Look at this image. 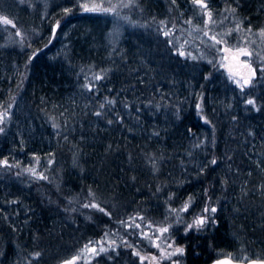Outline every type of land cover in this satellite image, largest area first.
<instances>
[{
	"label": "trees",
	"instance_id": "obj_1",
	"mask_svg": "<svg viewBox=\"0 0 264 264\" xmlns=\"http://www.w3.org/2000/svg\"><path fill=\"white\" fill-rule=\"evenodd\" d=\"M204 2L0 0V264L107 239L88 264H169L160 227L183 264L264 259V50L244 86L219 61L223 17L264 32V0Z\"/></svg>",
	"mask_w": 264,
	"mask_h": 264
},
{
	"label": "rangeland",
	"instance_id": "obj_2",
	"mask_svg": "<svg viewBox=\"0 0 264 264\" xmlns=\"http://www.w3.org/2000/svg\"><path fill=\"white\" fill-rule=\"evenodd\" d=\"M35 2V3H34ZM38 2L41 8V14H46V5L50 4L51 0H18L19 6L25 7H34ZM80 4L84 8V11L88 13H100V14H116L121 16L123 13V9L134 3V0H79ZM233 15L228 17L225 15L223 17V22L226 21L225 32L229 34V38L226 39L222 43L221 54L219 56L220 66L227 75L228 79L234 81L236 85L242 86L243 80L248 79L253 75H251L250 68L251 64H249V56L239 55V50L244 49L250 53L259 52L264 50V36L261 33L249 32L248 29H240L239 24L236 21H233ZM56 26V25H54ZM55 30H53V35L55 34ZM233 30V31H232ZM234 33L231 35L230 33ZM226 33V35H227ZM191 48L193 50V46L187 45V48ZM254 50V51H253ZM187 205V208L185 206ZM189 204H184L180 209L182 213L188 210ZM163 228L160 227L157 231L158 241L160 242L158 248L162 251V254L165 255L164 260H170L169 264H183L182 261L184 257V248L183 247H174L170 245L168 242L163 241V236L161 231ZM146 233V231H143ZM150 238V237H149ZM111 240L107 239L103 242H98L94 245L87 246L84 248L81 253L77 256L79 259L75 261V264H88L93 261L98 255H101L109 249L111 246ZM95 248L96 252L92 253L88 251V249ZM113 248V247H111ZM183 249V253H176V249ZM100 249H104V251H100ZM173 253H175L173 255Z\"/></svg>",
	"mask_w": 264,
	"mask_h": 264
},
{
	"label": "snow or ice",
	"instance_id": "obj_3",
	"mask_svg": "<svg viewBox=\"0 0 264 264\" xmlns=\"http://www.w3.org/2000/svg\"><path fill=\"white\" fill-rule=\"evenodd\" d=\"M194 2H195L196 4H198V5H200L202 8H205V9L207 8V4L204 2V0H194ZM207 15H208L209 20H210V19H211V13L209 12V13H207ZM4 23H5V24H10L11 21L5 19V20H4ZM13 26H14V25H13ZM165 34L167 35V33H165ZM261 35L264 36V32H261ZM213 39H215V38L213 37ZM217 42L219 43V41H217ZM251 54H252V53H250V52H248V51H246V50H244V49H240V50H239V55L250 56ZM181 55H183V53H181ZM250 72H251V75H253V76L255 75L254 70H252L251 68H250ZM96 79H101V77L97 76ZM250 82H251V77H249L248 79H244V80H243V85H242V86H244V85H248ZM248 104H254V101H253V100H249V101H248ZM97 115H99V113H97ZM3 119H4L3 115H0V122H3ZM0 131H2V129H0ZM5 163H6V162H5ZM212 163L215 164L216 161L213 160ZM92 206H93V207H96V205H92ZM185 208H187V205L185 206ZM205 211H207V209H205ZM211 211H212V212H215L216 209L213 208V209H211ZM204 223H205V221H204L203 218L197 219V220L195 221V224L198 225V226H199V225H203ZM188 227L191 228L192 225H189ZM161 231L166 232L167 229L165 228V229H162ZM88 251H90V252H92V253H95V252H96V249H95V248H92V249H88ZM100 251H104V249H100ZM176 253H181V254H182V253H183V249H181V248H177V249H176ZM135 254H136V255H139V253H135ZM174 254H175V253H173V255H174ZM39 255H40L39 253H36V256H39ZM77 259H79V257H74L72 260L65 261V264H75V261H76ZM141 259H144V258L142 257ZM219 264H224V262H219ZM258 264H264V260H259V261H258Z\"/></svg>",
	"mask_w": 264,
	"mask_h": 264
},
{
	"label": "water",
	"instance_id": "obj_4",
	"mask_svg": "<svg viewBox=\"0 0 264 264\" xmlns=\"http://www.w3.org/2000/svg\"><path fill=\"white\" fill-rule=\"evenodd\" d=\"M54 29H56V26H54ZM259 260H263V259L235 260L230 257L224 256L212 260L211 262L206 264H219V262H224V264H258Z\"/></svg>",
	"mask_w": 264,
	"mask_h": 264
}]
</instances>
